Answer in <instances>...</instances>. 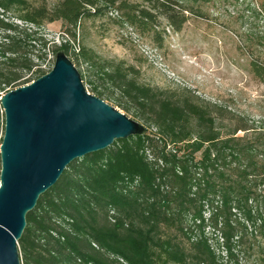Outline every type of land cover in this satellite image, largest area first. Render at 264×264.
<instances>
[{"label": "trees", "instance_id": "obj_1", "mask_svg": "<svg viewBox=\"0 0 264 264\" xmlns=\"http://www.w3.org/2000/svg\"><path fill=\"white\" fill-rule=\"evenodd\" d=\"M209 1L0 0V97L46 74L32 56L48 43L28 26L61 21L56 52L96 69L102 84L91 92L147 128L67 166L26 216L21 264H264V125L222 134L208 104L154 91L134 69L75 46L83 18L106 17L156 40L164 34L160 19L180 32L187 13L203 17L193 7ZM249 72L264 85L260 56ZM3 134L0 106V144Z\"/></svg>", "mask_w": 264, "mask_h": 264}, {"label": "rangeland", "instance_id": "obj_2", "mask_svg": "<svg viewBox=\"0 0 264 264\" xmlns=\"http://www.w3.org/2000/svg\"><path fill=\"white\" fill-rule=\"evenodd\" d=\"M45 1L51 6L58 0ZM259 3V0L201 2L193 8L199 7L205 15L187 13L189 21L180 32H173L160 19L164 34L156 40L152 36L143 38L129 27L121 28L106 17L83 18L76 30L75 46L90 49L102 61L121 62L124 67L134 69L136 81L154 91L166 96L174 94L177 98L184 92L199 103L208 104L222 134L242 125L261 126L264 125V85L249 72V62L255 56L264 61V16L257 10ZM10 18L24 27L22 22ZM28 28L48 43L44 50L36 48L32 56L33 63L48 73L54 64L55 49L63 42L65 27L57 21L37 29ZM68 58L82 76L86 91L94 95L92 85L102 84L96 69L77 64L71 52ZM117 96L115 92L113 98ZM105 102L146 126L131 112L118 108L113 99Z\"/></svg>", "mask_w": 264, "mask_h": 264}, {"label": "water", "instance_id": "obj_3", "mask_svg": "<svg viewBox=\"0 0 264 264\" xmlns=\"http://www.w3.org/2000/svg\"><path fill=\"white\" fill-rule=\"evenodd\" d=\"M0 106V264H21L26 216L67 166L147 128L88 93L62 50L48 73L2 94Z\"/></svg>", "mask_w": 264, "mask_h": 264}]
</instances>
